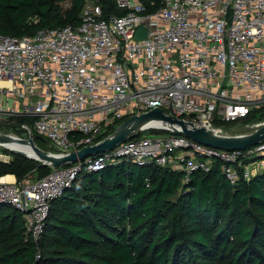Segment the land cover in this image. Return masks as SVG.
I'll list each match as a JSON object with an SVG mask.
<instances>
[{"label": "built area", "instance_id": "1", "mask_svg": "<svg viewBox=\"0 0 264 264\" xmlns=\"http://www.w3.org/2000/svg\"><path fill=\"white\" fill-rule=\"evenodd\" d=\"M114 1L120 15L104 16L97 0H84L76 26L32 36L0 33L3 119L31 117V125L21 127L63 155L99 142L117 122L154 107L218 133L216 120L241 119L264 107V0H161L154 11L141 0ZM141 25L147 35L137 39ZM5 96L14 102L4 104ZM155 126L42 178L0 181V202L21 213L36 243L50 202L83 170L125 160L170 165L188 177L220 161L235 184L264 167V141L225 150L152 132L162 130Z\"/></svg>", "mask_w": 264, "mask_h": 264}, {"label": "trees", "instance_id": "2", "mask_svg": "<svg viewBox=\"0 0 264 264\" xmlns=\"http://www.w3.org/2000/svg\"><path fill=\"white\" fill-rule=\"evenodd\" d=\"M97 1L104 16L121 14L114 0ZM141 1L148 11L161 5V0ZM83 4L0 0V33L32 36L41 29L76 26ZM9 119L13 123L0 125L32 123L27 116ZM259 119H264V107L214 124L225 128ZM32 137L38 147L52 149L33 130ZM0 151L10 156L0 160V177L12 174L20 182L52 170L1 146ZM0 264H264V167L235 184L223 175L220 161L188 177L170 165L125 160L99 171L83 170L50 202L36 243L26 234L21 213L0 202Z\"/></svg>", "mask_w": 264, "mask_h": 264}, {"label": "water", "instance_id": "3", "mask_svg": "<svg viewBox=\"0 0 264 264\" xmlns=\"http://www.w3.org/2000/svg\"><path fill=\"white\" fill-rule=\"evenodd\" d=\"M147 35V28L139 26L135 31V38L142 39ZM147 125L158 129L168 130L173 135H183L201 144L225 150H243L264 141V121L257 124L247 133L225 135L205 126H197L192 121L178 118L171 114H165L161 108L154 107L146 112L134 114L121 122L111 133L92 145L83 146L69 153L59 155L38 147L33 140L31 131L27 138H21L11 133L0 132V146L11 153L36 160L42 166L52 168L60 167L67 163L83 161L85 158L111 150L118 143L136 137L141 129ZM28 145L34 155H27L24 151L10 146L11 144Z\"/></svg>", "mask_w": 264, "mask_h": 264}, {"label": "rangeland", "instance_id": "4", "mask_svg": "<svg viewBox=\"0 0 264 264\" xmlns=\"http://www.w3.org/2000/svg\"><path fill=\"white\" fill-rule=\"evenodd\" d=\"M116 10L118 11L117 8H116ZM3 100H4V104H9V102H14L13 99L8 98V96H5V98H3ZM262 121H264V119L252 120V121L247 122V123H241L240 122V123H236V124H233L230 126H225V128L219 127L216 125L215 126L220 130L221 134L236 135V134H242V133H247V132L252 131L254 129L255 125L259 122H262ZM227 122H230V121H227ZM0 123H2V124L13 123V121L10 120L9 118H5L3 120H0ZM0 132L11 133V134L16 135V136L21 137V138H27L28 137V132L22 127L11 128V127L6 126V125H4V126L0 125ZM162 134H164V133H162ZM0 154H3V153H1V151H0ZM4 155H7V154H4ZM7 156H9V155H7ZM0 158H1V155H0Z\"/></svg>", "mask_w": 264, "mask_h": 264}, {"label": "crops", "instance_id": "5", "mask_svg": "<svg viewBox=\"0 0 264 264\" xmlns=\"http://www.w3.org/2000/svg\"><path fill=\"white\" fill-rule=\"evenodd\" d=\"M3 118H4L3 112H0V120ZM0 155H1L0 160L8 161L10 159V156L4 155V154H0ZM0 181L13 182L15 181V177L12 174H7V175L0 177Z\"/></svg>", "mask_w": 264, "mask_h": 264}, {"label": "bare ground", "instance_id": "6", "mask_svg": "<svg viewBox=\"0 0 264 264\" xmlns=\"http://www.w3.org/2000/svg\"><path fill=\"white\" fill-rule=\"evenodd\" d=\"M10 146L24 151L27 155H31V156L34 155L33 151L31 150V148L28 145H21V144H15L14 143V144H11Z\"/></svg>", "mask_w": 264, "mask_h": 264}]
</instances>
